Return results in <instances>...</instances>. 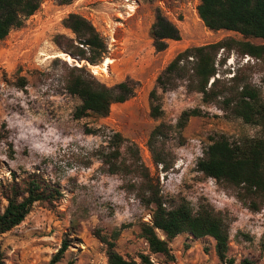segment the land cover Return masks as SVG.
<instances>
[{
    "label": "rangeland",
    "instance_id": "obj_1",
    "mask_svg": "<svg viewBox=\"0 0 264 264\" xmlns=\"http://www.w3.org/2000/svg\"><path fill=\"white\" fill-rule=\"evenodd\" d=\"M44 1L22 27L12 29L0 41V189L14 178L19 181L37 173L58 186L63 198L55 210L34 204L25 221L3 235L5 264H50L65 241L68 249L57 264H107V247L98 235L113 232H119L117 251L137 261L141 254H148L155 264H264V208L256 214L250 212L233 192L197 170L212 137L224 134L239 140L254 137L257 129L241 119L228 118L215 106L204 105L202 96L188 92L185 83L163 94V116L151 117V92L177 54L229 38L243 41V37L206 29L197 13L199 0H75L70 5ZM157 8L179 28L182 37L170 41L163 52L155 50L150 33ZM71 13L90 20L105 39L108 55L100 65L80 63L55 45L59 35L74 38L63 25ZM248 41L263 43L261 39ZM230 57L219 68L227 73L224 78L240 73L264 97L261 67L251 61L248 66L243 61L246 56L235 52ZM107 58L112 63L104 70ZM64 63L87 66L108 86L134 80L135 95L114 105L107 118L77 120L75 112L81 101L66 91ZM20 79L26 80L24 88ZM196 108L203 116L192 118L183 131L169 133L166 147L173 165L163 171L153 163L148 149L151 132L162 122L175 127L184 111ZM114 133L139 147L154 193L167 208L185 199L194 209L208 203L229 217L226 262L217 257L214 239H195L187 233L170 243L173 260L150 253L141 225L152 223L154 206L143 203L131 188L139 177L109 174L100 159L101 152L110 150Z\"/></svg>",
    "mask_w": 264,
    "mask_h": 264
},
{
    "label": "trees",
    "instance_id": "obj_2",
    "mask_svg": "<svg viewBox=\"0 0 264 264\" xmlns=\"http://www.w3.org/2000/svg\"><path fill=\"white\" fill-rule=\"evenodd\" d=\"M74 1L60 0V4L70 5ZM199 1L197 13L206 29L211 32H233L244 40L224 39L188 48L177 54L159 75L151 92V117L160 119L163 116L162 95L185 83L188 92L202 96L204 105L215 106L228 118L241 119L246 125L256 128L254 137L239 140H232L224 134L215 135L197 163L200 173L233 192L250 212L256 214L264 208V97L262 91L245 76L236 72L226 80L224 75L227 73L222 74L219 68H223L235 52L242 57L252 58L264 73V0ZM41 4L42 0H0V41L12 29L22 27L27 19L39 11ZM63 25L74 38L57 36L54 41L57 48L80 63L85 61L91 66L100 65L108 55V47L94 24L80 14L71 13ZM150 33L157 52L165 51L170 41L178 42L182 38L179 28L160 8L156 9ZM250 39H261L263 43L255 45L248 41ZM64 64L66 91L81 101L75 112L77 120L90 116L107 118L114 105L126 103L135 95L137 83L134 80L108 86L93 75L87 66L70 67L68 63ZM20 82L24 88L26 80L20 79ZM203 114L198 108L187 110L182 113L175 127L162 122L153 129L147 145L157 167L162 166L165 172L172 168L173 157L166 147L169 133L183 131L192 118ZM109 149L100 154L107 172L139 177L140 181L134 182L131 188L143 203L154 206L152 223L141 225V236L147 242L150 253L173 260L170 243L179 235L187 233L195 239H214L217 257L221 262L227 261L231 223L228 216L208 203L194 209L185 199L167 208L162 197L154 193L155 187L139 147L120 133H114L109 141ZM148 194H151L150 197L145 199ZM62 198L60 188L37 173L19 181L14 178L0 189V264H5L3 235L21 225L34 204L55 210ZM118 235L119 232L98 235L107 247V264H155L148 254H141L139 261L121 255L116 249ZM67 249L68 243L65 241L50 264L59 263ZM261 249L264 252V234Z\"/></svg>",
    "mask_w": 264,
    "mask_h": 264
},
{
    "label": "bare ground",
    "instance_id": "obj_3",
    "mask_svg": "<svg viewBox=\"0 0 264 264\" xmlns=\"http://www.w3.org/2000/svg\"><path fill=\"white\" fill-rule=\"evenodd\" d=\"M59 56V55H58ZM52 57V56H51ZM54 57H57V56H54ZM69 60H71L70 58H69ZM112 63V61L110 60V59H106L105 60V63H104V65H103V67H104V70H106V69H108V67H109V65Z\"/></svg>",
    "mask_w": 264,
    "mask_h": 264
},
{
    "label": "built area",
    "instance_id": "obj_4",
    "mask_svg": "<svg viewBox=\"0 0 264 264\" xmlns=\"http://www.w3.org/2000/svg\"><path fill=\"white\" fill-rule=\"evenodd\" d=\"M46 1V0H45ZM44 1V2H45ZM41 5H44V3H42ZM243 61L246 63V64H248L250 61L251 62H254V60L252 59V58H250L249 56H246L244 59H243Z\"/></svg>",
    "mask_w": 264,
    "mask_h": 264
}]
</instances>
